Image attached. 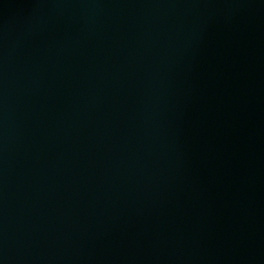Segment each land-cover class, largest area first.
I'll return each instance as SVG.
<instances>
[{
    "label": "water",
    "instance_id": "water-1",
    "mask_svg": "<svg viewBox=\"0 0 264 264\" xmlns=\"http://www.w3.org/2000/svg\"><path fill=\"white\" fill-rule=\"evenodd\" d=\"M0 264H264V0H0Z\"/></svg>",
    "mask_w": 264,
    "mask_h": 264
}]
</instances>
